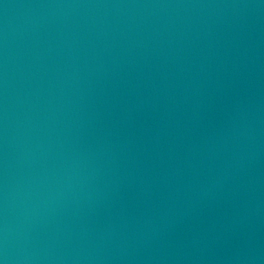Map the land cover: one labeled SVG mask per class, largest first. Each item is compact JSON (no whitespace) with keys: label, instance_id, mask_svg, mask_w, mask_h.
Instances as JSON below:
<instances>
[{"label":"water","instance_id":"1","mask_svg":"<svg viewBox=\"0 0 264 264\" xmlns=\"http://www.w3.org/2000/svg\"><path fill=\"white\" fill-rule=\"evenodd\" d=\"M0 264H264V0H0Z\"/></svg>","mask_w":264,"mask_h":264}]
</instances>
